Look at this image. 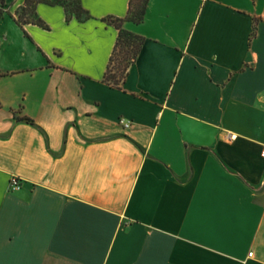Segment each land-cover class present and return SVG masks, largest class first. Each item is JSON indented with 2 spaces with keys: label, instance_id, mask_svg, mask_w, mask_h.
Masks as SVG:
<instances>
[{
  "label": "crops",
  "instance_id": "crops-1",
  "mask_svg": "<svg viewBox=\"0 0 264 264\" xmlns=\"http://www.w3.org/2000/svg\"><path fill=\"white\" fill-rule=\"evenodd\" d=\"M6 1L0 264H264V0H148L122 88L130 0Z\"/></svg>",
  "mask_w": 264,
  "mask_h": 264
},
{
  "label": "trees",
  "instance_id": "trees-1",
  "mask_svg": "<svg viewBox=\"0 0 264 264\" xmlns=\"http://www.w3.org/2000/svg\"><path fill=\"white\" fill-rule=\"evenodd\" d=\"M39 2L62 5L66 11L67 20H70L73 16H75L79 21H86L92 17L90 12L82 5L81 0H26L25 4L16 11V21L20 25L25 23H35L48 28L49 26L38 16L36 12V6ZM147 4L148 0H130L128 14L125 18L114 16L105 18V21L114 25L119 32L113 54L110 58L104 77L105 82L113 87L122 88V84L125 82L128 70L139 55L144 42L143 37L126 30L123 26L124 22H142L146 13ZM6 14H11L8 10V3L6 0H0V19H2ZM117 59L118 64L115 71L112 68ZM15 117L18 121L35 124V121L32 118L28 116H20L18 115V112H15Z\"/></svg>",
  "mask_w": 264,
  "mask_h": 264
},
{
  "label": "built area",
  "instance_id": "built-area-1",
  "mask_svg": "<svg viewBox=\"0 0 264 264\" xmlns=\"http://www.w3.org/2000/svg\"><path fill=\"white\" fill-rule=\"evenodd\" d=\"M121 123H123L125 126H129V123H127L124 119L120 120ZM263 154H264V149H263ZM20 180L18 178H13L12 182H11V187L13 189L15 188H19L20 187ZM250 255H253V253L251 252Z\"/></svg>",
  "mask_w": 264,
  "mask_h": 264
},
{
  "label": "rangeland",
  "instance_id": "rangeland-1",
  "mask_svg": "<svg viewBox=\"0 0 264 264\" xmlns=\"http://www.w3.org/2000/svg\"><path fill=\"white\" fill-rule=\"evenodd\" d=\"M117 64H118V59L116 60V63L114 64V66H113V70H115L116 71V67H117Z\"/></svg>",
  "mask_w": 264,
  "mask_h": 264
}]
</instances>
